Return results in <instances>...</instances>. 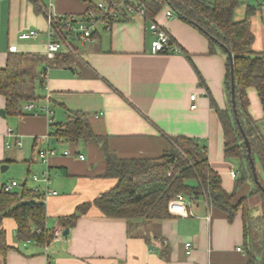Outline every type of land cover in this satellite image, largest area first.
<instances>
[{
  "label": "crops",
  "instance_id": "obj_1",
  "mask_svg": "<svg viewBox=\"0 0 264 264\" xmlns=\"http://www.w3.org/2000/svg\"><path fill=\"white\" fill-rule=\"evenodd\" d=\"M53 1L57 12L67 14L78 15L87 6L83 0ZM241 2L235 18H244L248 4L257 8L251 18L253 48L264 51L263 0ZM127 16L108 28L101 24L93 39L80 41L81 48L73 38L70 47L63 44L46 68L38 89L41 97L33 101L37 114L25 109L23 114L8 113L6 97L0 93V109H5V115L0 113V167L7 164L8 169L15 162L40 182L30 187L56 190L44 199L47 227L69 228L68 234L47 243L26 241L17 235L15 218L1 216L0 234L9 248L0 254V264H247L242 207L230 219L204 197L187 201L189 215L173 213L142 224L140 232H131L125 218L106 216L95 205L79 213L71 227L61 219L117 181L105 174L107 162L97 142L55 140L50 135L51 123L65 122L68 110L85 112L94 132L106 135L109 147L120 157H158L169 146V135L198 138L211 166L222 175L223 186L235 190L232 170L238 167L234 159L225 157L223 127L210 97L219 108L227 107L226 55L209 52L207 37L176 14L168 16L165 8L155 19L181 51L153 52L150 20L135 12ZM31 29L39 31L36 38L19 37ZM47 30L45 11H39L32 0H0V68L7 63L10 45L44 54ZM248 96L249 111L264 132L263 108L254 86L248 88ZM45 105L52 110L49 114L40 110ZM48 147L55 153L45 161L39 150ZM34 169L44 177L47 174V179H35ZM13 180L0 177V188ZM21 185L18 182L13 189ZM251 189V183L244 182L235 191L234 202L247 197L259 215L262 199ZM186 242H191L189 250Z\"/></svg>",
  "mask_w": 264,
  "mask_h": 264
},
{
  "label": "trees",
  "instance_id": "obj_2",
  "mask_svg": "<svg viewBox=\"0 0 264 264\" xmlns=\"http://www.w3.org/2000/svg\"><path fill=\"white\" fill-rule=\"evenodd\" d=\"M83 1L87 2L83 12L68 14L76 18L85 16L89 0ZM128 1L143 6L148 20H156L157 14L164 8L165 11L172 9L207 37L209 52L220 51L226 55L224 85L227 107L219 108L214 98L210 97L223 127L225 157L239 163L235 190L229 192L223 186L222 175L211 166L206 148L198 138L169 135V146L158 157H120L109 147L106 135L94 132L85 112L68 110L65 122L51 123L53 129L50 135L55 140L97 142L106 158L105 174L115 177L117 181L92 201L81 204L73 214L61 218L64 225L73 226L79 213L95 205L106 216L125 218L131 232H140L144 229L142 224L171 217L173 213L169 209V202L179 193L189 201L204 197L211 205L227 212L230 219L242 207L247 264H264V190L255 180L250 160L251 156L254 157L259 180L264 185V132L260 122L249 111L248 96V88L254 86L264 113V51L253 48L255 34L251 27V18L257 8L248 4L244 18L236 19L235 12L242 4L241 0ZM32 2L39 11H43V0ZM228 51L233 55L232 61ZM55 60L49 59L45 53L34 51L9 52L5 67L0 68V93L6 97L8 113L23 114L25 103L41 97L37 86L44 84L46 68ZM232 76L237 113L233 108ZM236 117L249 138L251 155ZM244 182L251 183V194L259 193L261 196L262 211L259 215H255V208L249 205L247 197L234 202L235 191ZM5 215L15 218L17 235L21 239L47 243L54 236V230H50L46 224L43 193L26 182L19 189L0 188V217ZM254 246L259 248L254 249ZM8 248L1 232L0 254L5 255Z\"/></svg>",
  "mask_w": 264,
  "mask_h": 264
},
{
  "label": "built area",
  "instance_id": "obj_3",
  "mask_svg": "<svg viewBox=\"0 0 264 264\" xmlns=\"http://www.w3.org/2000/svg\"><path fill=\"white\" fill-rule=\"evenodd\" d=\"M264 3V0H263ZM43 11H45L48 30H47V47L45 54L49 59L56 56V53L62 49L63 44H67L70 47L69 38H73L79 41L91 40L94 38V33L101 24H104L107 28L112 24V22L124 15H129L133 12L145 14V8L136 3H131L128 0H89V6L87 7L85 16L83 17H73L64 12H57L55 10V3L53 0H48L42 3ZM166 14L168 16L174 15L172 9H167ZM149 28L154 35L151 42V48L153 52H180V46L175 42L169 31L165 26L160 24L156 20H150ZM39 34L37 29H31L29 31H23L19 34L22 39L25 38H36ZM9 49L11 51H17L16 45H10ZM196 95L192 94L191 99L195 100ZM192 107L196 106L193 102ZM23 108L25 110L34 111L36 114L39 112V108L35 102L30 101L24 104ZM41 111L47 112L49 114L52 110L48 105L41 106ZM55 153L54 149L44 148L39 150L40 157L49 161L50 155ZM47 173V172H46ZM232 174L235 176L236 171L232 170ZM35 179H40L37 174H34ZM43 179H47V174ZM18 185L16 180L11 181L4 185L5 190H12ZM36 190L43 193L45 197L49 193H57L56 190L46 189L45 191L40 190L37 186ZM187 198L184 194L179 193L175 198L169 202V209L174 214H180L183 216L189 215V210L187 208ZM63 236V231L61 229L54 230V238H60ZM37 242L35 239L28 240ZM191 247V242H186V248L189 250ZM242 249V247H238Z\"/></svg>",
  "mask_w": 264,
  "mask_h": 264
},
{
  "label": "rangeland",
  "instance_id": "obj_4",
  "mask_svg": "<svg viewBox=\"0 0 264 264\" xmlns=\"http://www.w3.org/2000/svg\"><path fill=\"white\" fill-rule=\"evenodd\" d=\"M44 2L45 3H48V0H44ZM70 40L73 43H75V41H73V39H70ZM75 44L77 45V47H80L81 48L80 41L79 42H76ZM40 67H42V64L40 65ZM37 88L38 89L39 88L41 89V86L38 85ZM14 163H13V165L10 168L5 169V170H3L2 167H0V177H5L6 180L16 179L18 182H21V184H24L25 183V178H27V176H28V175H26V170L23 171V169H21L20 166H16V165H14ZM234 165H235V167H238L239 163H238L237 160H234ZM32 172L33 173H37V175L40 177V180H41V178L44 177V174H42L41 172H39L38 169L37 170L34 169V170H32ZM28 177H29L28 178V181L26 182V184L28 186L33 185L34 182L36 184L37 183H40L38 181H34L31 176H28Z\"/></svg>",
  "mask_w": 264,
  "mask_h": 264
},
{
  "label": "water",
  "instance_id": "obj_5",
  "mask_svg": "<svg viewBox=\"0 0 264 264\" xmlns=\"http://www.w3.org/2000/svg\"><path fill=\"white\" fill-rule=\"evenodd\" d=\"M228 55H229V58L232 61L233 60V55H232V53L230 51H228ZM232 73H233V70H232ZM232 84H233V87H232V92H233V108H234V111L237 113V106H236V100H235V89H234V76H232ZM0 113L3 114V115H5V109L1 108L0 109ZM236 118H237L236 120H237L238 124L240 125L241 131H242V133L244 135V139H245V142H246L247 147H248V152L251 155V145H250L249 138L246 135V132H245L243 126L240 123V119L238 117H236ZM250 160H251V163H252L255 180L261 186V188L264 190V185L261 183V181L259 180V177H258V172H257V167H256V162H255L254 157L251 156L250 157ZM6 168H7V164L2 165V169L3 170H5ZM68 233H69V228H66L63 231V234L66 235ZM253 248L254 249H258L259 247L254 246ZM256 255H257L258 258L261 257L259 253H257Z\"/></svg>",
  "mask_w": 264,
  "mask_h": 264
}]
</instances>
